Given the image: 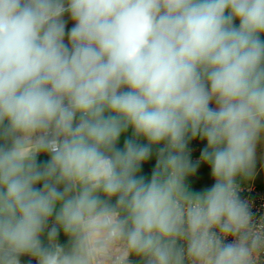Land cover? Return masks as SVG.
Wrapping results in <instances>:
<instances>
[{
    "label": "clouds",
    "instance_id": "9594fccd",
    "mask_svg": "<svg viewBox=\"0 0 264 264\" xmlns=\"http://www.w3.org/2000/svg\"><path fill=\"white\" fill-rule=\"evenodd\" d=\"M262 37L264 0H0V264H264Z\"/></svg>",
    "mask_w": 264,
    "mask_h": 264
},
{
    "label": "rangeland",
    "instance_id": "374dc122",
    "mask_svg": "<svg viewBox=\"0 0 264 264\" xmlns=\"http://www.w3.org/2000/svg\"><path fill=\"white\" fill-rule=\"evenodd\" d=\"M65 19L68 21L67 28L70 29L73 26L74 22L68 18L67 14L65 16ZM190 142L191 143L188 145L190 158L191 161L195 163L196 161L199 160L200 153L203 150V148L206 146V143L200 141L198 138ZM199 147L201 149H199ZM151 158H153V155L151 156ZM256 172L258 173L257 175H255ZM254 175L256 176L255 178L256 183L260 185H264V140H261L257 145ZM185 182L192 192H199L207 187H211L212 184L214 183V180L211 177L210 166L205 164H200V166L197 168V171L194 174L188 176ZM61 233L58 237V241L61 244L64 243L66 244L67 238L64 236V234Z\"/></svg>",
    "mask_w": 264,
    "mask_h": 264
},
{
    "label": "built area",
    "instance_id": "2783aa9c",
    "mask_svg": "<svg viewBox=\"0 0 264 264\" xmlns=\"http://www.w3.org/2000/svg\"><path fill=\"white\" fill-rule=\"evenodd\" d=\"M241 191L240 197L247 200L251 205V212L258 221L264 217V187L256 183L255 180L239 182ZM133 264H139L138 258L132 257Z\"/></svg>",
    "mask_w": 264,
    "mask_h": 264
},
{
    "label": "trees",
    "instance_id": "16d2710c",
    "mask_svg": "<svg viewBox=\"0 0 264 264\" xmlns=\"http://www.w3.org/2000/svg\"><path fill=\"white\" fill-rule=\"evenodd\" d=\"M262 39H264V37H262ZM131 135V130H129L128 133H125V134H122L121 138H120V141L118 143V147H123V142L126 138H129ZM191 142H189L190 144ZM206 143V142H204ZM153 158L148 160L143 166H142V172L141 174L144 175L146 178H150V175H151V172L152 170L154 169L155 167V162H156V156H155V153H153ZM48 159V157L46 155H43L41 154L39 157H38V161L40 162H43V161H46ZM249 178L247 179H243V178H238V182H243V181H248ZM264 187V185H263ZM65 244V243H64ZM21 264H37L36 260L35 259H32L28 256H24L21 258Z\"/></svg>",
    "mask_w": 264,
    "mask_h": 264
},
{
    "label": "crops",
    "instance_id": "0c3cea01",
    "mask_svg": "<svg viewBox=\"0 0 264 264\" xmlns=\"http://www.w3.org/2000/svg\"><path fill=\"white\" fill-rule=\"evenodd\" d=\"M199 149H201V148L199 147ZM199 149H198V150H199ZM153 155H154V154H153ZM151 159H152V158H151ZM149 160H150V159H149ZM257 174H258V173L256 172L255 175H257ZM255 175L252 176V177H250L249 180H255V178H256ZM249 180H248V181H249ZM261 186H263V185H261ZM61 234H63V233H61ZM66 240H67V239H66ZM63 242H64V241H63ZM66 243H67V242H66Z\"/></svg>",
    "mask_w": 264,
    "mask_h": 264
}]
</instances>
